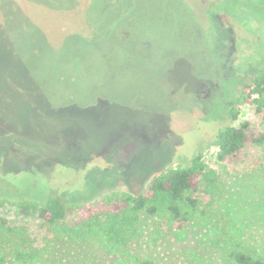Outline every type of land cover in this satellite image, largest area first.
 Wrapping results in <instances>:
<instances>
[{"label":"rangeland","instance_id":"obj_1","mask_svg":"<svg viewBox=\"0 0 264 264\" xmlns=\"http://www.w3.org/2000/svg\"><path fill=\"white\" fill-rule=\"evenodd\" d=\"M56 9H62L57 11ZM91 30V31H90ZM264 67V0H0V216L51 238L36 214L12 201L82 204L67 221L111 195L143 194L163 170L201 153L220 176L221 199L206 216L153 234L130 253L159 264H221L211 229L264 255V168L254 140L264 111L228 104ZM250 125L228 162L215 141ZM77 264H112L93 244L69 243Z\"/></svg>","mask_w":264,"mask_h":264},{"label":"trees","instance_id":"obj_2","mask_svg":"<svg viewBox=\"0 0 264 264\" xmlns=\"http://www.w3.org/2000/svg\"><path fill=\"white\" fill-rule=\"evenodd\" d=\"M245 105L255 106L258 112L264 111V67L243 86L238 98L229 102L230 118L237 119V108ZM249 127L245 123L218 132L215 144L220 162H228L245 147ZM254 145L262 152L261 166L264 168V131L254 140ZM200 194L209 198L205 207L210 208L220 201L222 191L219 173L197 153L188 165L167 168L156 175L143 194L107 196L101 210L90 208L88 216L70 222L67 221L69 213L81 211L82 204L66 205L55 196L42 204L12 201L21 214H36L48 226L51 238L44 246H34L25 227L9 226L0 216V264H77L62 254L61 248L69 243L93 244L114 257L112 264H159L151 257L131 254V246L142 237L145 224L153 234H161L163 226L171 228L199 215L205 217L206 208L200 209L203 205ZM5 202L7 200L0 198V208ZM211 232L212 245L225 254L221 264H264V255L258 254L253 246L216 227Z\"/></svg>","mask_w":264,"mask_h":264}]
</instances>
